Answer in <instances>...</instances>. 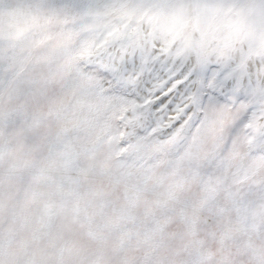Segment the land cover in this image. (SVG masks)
I'll return each instance as SVG.
<instances>
[{
  "label": "snow or ice",
  "instance_id": "obj_1",
  "mask_svg": "<svg viewBox=\"0 0 264 264\" xmlns=\"http://www.w3.org/2000/svg\"><path fill=\"white\" fill-rule=\"evenodd\" d=\"M0 264H264V0H0Z\"/></svg>",
  "mask_w": 264,
  "mask_h": 264
}]
</instances>
